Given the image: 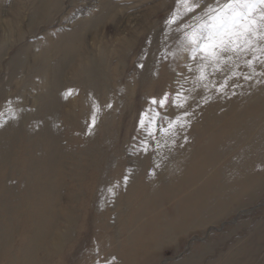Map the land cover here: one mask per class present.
Listing matches in <instances>:
<instances>
[{
  "label": "rangeland",
  "instance_id": "374dc122",
  "mask_svg": "<svg viewBox=\"0 0 264 264\" xmlns=\"http://www.w3.org/2000/svg\"><path fill=\"white\" fill-rule=\"evenodd\" d=\"M191 2L199 5L193 12L178 0H58L54 10L32 22L30 0H0V129L8 122L17 126L10 133L20 151L25 145L30 148L25 159L31 158L33 146L49 129L65 153L59 163L63 169L59 207L73 220L58 222L50 242L61 239L62 250L40 254L44 262L110 264L137 230H145L151 220L161 224L175 219L182 199L227 167L245 145L255 146L261 139L264 101L255 102L264 98L263 58L258 60L261 68L254 71L258 74H247L248 84L257 87L250 96L239 99L244 88L236 86L223 98L225 107L240 100L231 107L234 116L255 111L244 114L241 122V127L250 126V132L241 133L234 145L226 143L230 137H222L218 146L226 148L204 172L190 164L203 141L196 131L203 124L199 117L187 115L189 94L202 82L195 70L204 61L199 55L191 58L184 33L206 19L218 0ZM224 3L219 0L220 6ZM17 4L24 7L19 13ZM107 6L112 13L104 16ZM173 19L175 23H169ZM67 48L73 56L59 62ZM222 112L219 125L228 121ZM229 135L232 139L237 134ZM83 146L92 154L86 155ZM96 148L98 156L93 153ZM17 150L11 146L7 168L15 191L22 188L24 175L32 178L35 172H26L21 158L14 157ZM161 159L168 162L162 164ZM198 173V180L191 183L190 176ZM162 177L167 180L160 181ZM185 181L189 186L181 187ZM260 184L224 211L212 204L206 213H212L210 218L200 219L183 234L166 235L142 255V264H223L224 258L236 257L234 250L252 252L251 259L257 258L252 263L264 264ZM15 193L12 201H21L20 193ZM21 225L14 224L18 228L10 242L12 251L20 246Z\"/></svg>",
  "mask_w": 264,
  "mask_h": 264
},
{
  "label": "bare ground",
  "instance_id": "6f19581e",
  "mask_svg": "<svg viewBox=\"0 0 264 264\" xmlns=\"http://www.w3.org/2000/svg\"><path fill=\"white\" fill-rule=\"evenodd\" d=\"M57 1L58 0H30V6H32L34 11L32 22H34V19H41L47 11L54 10ZM18 5L19 4L16 5L17 7L15 10L19 13L24 7L22 6L20 8ZM111 13L112 8L107 6L104 16L110 15ZM73 36L76 37L75 33ZM68 49L69 48L66 49L64 52L65 56H63L59 62L64 63L71 59L73 56L71 54L72 51ZM262 49H264V40L256 37L253 39L251 49L242 52L238 56L228 53L227 55L230 56L231 59L224 60L219 65L207 63V65L204 66V62L203 71L205 73V78H200V81H202L200 84L193 85L189 94L191 105L189 112L187 111V115L190 116L191 119L199 117V121H202L203 124V127L200 125L196 130L199 137L202 136L201 138L203 141L197 144L193 156L195 158L192 160L193 163H190L192 166H196L201 173L213 162L216 155L226 148L220 145L218 146V142L222 137L231 138L229 135L230 132L236 131V137L232 139L229 138V141L226 142L234 145L238 143L241 133L245 134L250 132V126L241 127V122L245 118L244 114L248 113L245 112L234 116V114H231L234 108L231 107L234 104H238L240 101L239 99L248 98L250 96L249 94H251V89L257 88L255 84H248L249 80L247 74L249 77L258 74L254 71L257 67L261 68L260 61L258 60L260 58L264 59V51H262ZM247 61H251V64L247 63ZM21 64L22 62L18 61L17 67ZM196 71L201 72V68H196L195 73ZM54 77H56V75ZM93 78H95V76ZM236 86H243L244 88L239 92V99L237 100L236 98L235 101L229 102V105L227 104L228 106L225 107L223 105L225 104L223 100L225 93L236 90ZM249 86L251 87L249 88ZM261 101H264V98L257 99L255 104H263ZM221 111L228 115V121L224 125H219ZM250 114L255 115V111ZM257 114L258 112H256V115ZM203 121L204 123H210L206 127ZM250 123H252L251 120ZM0 130L2 136V138H0V262L4 264H48L39 256L40 254L47 256L50 252L62 250L61 239L50 242V239L54 236V231L56 228L58 229V222H71V220H73L71 213L59 207L60 189L63 180V169L59 163H63V154L65 153H63V149L56 138L54 130L49 129L44 136H41L39 143H35L33 146L31 158L26 157L25 159V151L28 152L30 148L26 145L23 146L21 148V151L24 150L22 154L19 148L14 146V134L10 133L11 131L17 130V126L12 122H8L5 124L4 129ZM16 135L18 134L16 133L15 137ZM189 139L192 141L194 138ZM259 139L258 144L255 146L252 143L245 145L243 149L239 150L237 157L230 159L227 167L216 172L206 184L198 188L193 195L182 199L183 204L181 205V213L179 216H176L178 218L175 217L174 219L173 217H168L169 219L164 220L161 224H158L157 220H151L145 230H137L136 233L131 236V242L123 244L122 249L113 255L110 264H142V255L147 254L156 247L166 235L170 237L173 232L174 234L176 232L183 234L186 229L193 227L194 224H198L200 219L210 218L212 213L208 215L206 213L209 212L212 204L215 205L218 210L224 211V208L229 206L235 198L243 195L245 197L248 189H255L260 183L264 184V132H260ZM11 146L13 149H18L17 152H13V154H15L14 157L18 156L21 158L20 164H23L22 166L24 169L26 167V172L35 169L33 174L30 172V174L33 175L32 178L29 177V174L24 175L22 178V188L19 191H15L12 187V183H10L11 174L7 172ZM98 150V148H96L95 151L93 150V153L97 156ZM82 151H84L86 155L92 154L87 151V146H83ZM204 156H206V158L200 165L201 158ZM161 160L162 164L168 162V159ZM13 165V167H16L15 164ZM172 172L173 170L169 172V175ZM199 174L200 173L190 176V182L195 183L198 180ZM163 179L166 181L167 177H162L160 181H163ZM188 184L189 183L185 181L184 184H180V186H184L185 188L189 186ZM142 189L145 188L143 187ZM14 192L20 193L21 201H17L15 198L14 200H16V202L12 201L13 198L11 199V197ZM15 223H19V225L22 224V231L20 230L22 234L20 235V246H18L14 252L11 250L10 242L15 233V229L18 228H15ZM121 250L123 252H121ZM234 251L236 257L224 258L222 261L223 264H254L252 262L257 259L256 257L251 259L252 252L242 254L243 251Z\"/></svg>",
  "mask_w": 264,
  "mask_h": 264
},
{
  "label": "snow or ice",
  "instance_id": "6c2138e0",
  "mask_svg": "<svg viewBox=\"0 0 264 264\" xmlns=\"http://www.w3.org/2000/svg\"><path fill=\"white\" fill-rule=\"evenodd\" d=\"M178 2L183 3L188 12H193L199 7L191 0H178ZM262 6L264 0H226L222 6L219 5L218 0L217 7L209 8L206 19L201 20L191 31L184 33V44L190 51L191 58L195 59L199 55L205 62L204 66L207 63L219 65L222 61L231 59L228 53L238 56L250 50L254 38L259 37L264 40V7ZM169 23H175V19L170 20ZM247 63L251 64V61ZM204 66L201 67V79L205 78ZM160 104L162 106L164 100H161ZM143 124L142 119L141 125ZM171 127L170 123L169 128Z\"/></svg>",
  "mask_w": 264,
  "mask_h": 264
}]
</instances>
